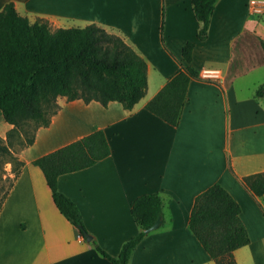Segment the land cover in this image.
I'll return each mask as SVG.
<instances>
[{
    "label": "crops",
    "instance_id": "1",
    "mask_svg": "<svg viewBox=\"0 0 264 264\" xmlns=\"http://www.w3.org/2000/svg\"><path fill=\"white\" fill-rule=\"evenodd\" d=\"M250 0H218L208 38L191 0H0L13 2L31 22L52 29L96 24L121 37L148 65V89L131 110L121 103L68 101L34 143L16 155L20 173L0 208V264H113L123 244L140 232L134 200L159 194L162 224L135 248L129 264H216L189 226L196 197L222 185L241 206L250 243L235 250L237 264H264V196L244 177L264 171V13H250ZM195 42L188 101L177 126L146 109L183 62L182 48ZM217 69L220 78H203ZM6 122V121H5ZM12 125L0 128L6 139ZM103 130L112 153L94 166L59 177L58 188L80 209L87 241L57 208L42 170L32 160Z\"/></svg>",
    "mask_w": 264,
    "mask_h": 264
},
{
    "label": "trees",
    "instance_id": "2",
    "mask_svg": "<svg viewBox=\"0 0 264 264\" xmlns=\"http://www.w3.org/2000/svg\"><path fill=\"white\" fill-rule=\"evenodd\" d=\"M200 23L197 38H208L211 18L218 0H191ZM264 50V40H261ZM195 42L182 48L183 62L176 74L146 104V109L177 126L188 101V88L199 71L192 66ZM148 89V65L121 37L96 24L85 27L52 29L49 22H31L16 10L13 2L0 11V112L12 125L7 144L0 153L14 159L17 176L24 162L11 151L15 134L26 138L25 147L34 143L36 132L48 127L60 107L59 97L85 103L97 101L104 107L119 102L131 110ZM264 95V87L256 97ZM27 133H30V136ZM28 138V139H27ZM112 153L103 130H96L76 141L32 160L46 178L53 200L61 214L86 239L87 229L76 203L58 188L59 177L94 166ZM248 188L264 196V171L244 177ZM159 194L143 195L132 204V215L140 232L126 241L118 256L108 254L96 241L97 251L113 264H129L135 248L162 215ZM241 206L220 184L199 194L194 202L189 226L216 264H237L234 251L249 244L248 231L241 221Z\"/></svg>",
    "mask_w": 264,
    "mask_h": 264
},
{
    "label": "rangeland",
    "instance_id": "3",
    "mask_svg": "<svg viewBox=\"0 0 264 264\" xmlns=\"http://www.w3.org/2000/svg\"><path fill=\"white\" fill-rule=\"evenodd\" d=\"M57 103H58L59 107L61 108L60 101L58 99H57ZM5 123L6 122L4 120V117H3L2 113L0 112V128ZM28 135L30 136V133H27V137H28ZM25 137H21L19 133L15 134V136L12 139L13 144L10 145L11 151L13 152L14 156H16L18 159H19V157L16 154L21 149L25 148V143H26ZM2 144H7V135H6V139L2 138ZM13 163H14V159L11 156L0 153V208H1V205L4 201V199H5L7 192H8V190L12 184L13 178H11L8 175V172L12 171L14 173Z\"/></svg>",
    "mask_w": 264,
    "mask_h": 264
},
{
    "label": "built area",
    "instance_id": "4",
    "mask_svg": "<svg viewBox=\"0 0 264 264\" xmlns=\"http://www.w3.org/2000/svg\"><path fill=\"white\" fill-rule=\"evenodd\" d=\"M250 13L261 15L264 13V0H250L248 3ZM203 78H220V71L217 69H204L201 72Z\"/></svg>",
    "mask_w": 264,
    "mask_h": 264
},
{
    "label": "water",
    "instance_id": "5",
    "mask_svg": "<svg viewBox=\"0 0 264 264\" xmlns=\"http://www.w3.org/2000/svg\"><path fill=\"white\" fill-rule=\"evenodd\" d=\"M163 222L162 215H160L157 219V221L153 224V226L150 229L145 230L146 233H149L150 231L157 229ZM86 240L87 241H92V235H90L88 232L85 234Z\"/></svg>",
    "mask_w": 264,
    "mask_h": 264
}]
</instances>
